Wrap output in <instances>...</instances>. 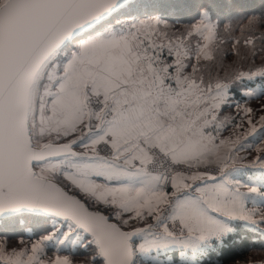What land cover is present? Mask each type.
<instances>
[{
	"label": "snow or ice",
	"instance_id": "snow-or-ice-1",
	"mask_svg": "<svg viewBox=\"0 0 264 264\" xmlns=\"http://www.w3.org/2000/svg\"><path fill=\"white\" fill-rule=\"evenodd\" d=\"M161 4L0 0V264H227L264 243V9L224 48L206 8L180 25Z\"/></svg>",
	"mask_w": 264,
	"mask_h": 264
},
{
	"label": "trees",
	"instance_id": "trees-1",
	"mask_svg": "<svg viewBox=\"0 0 264 264\" xmlns=\"http://www.w3.org/2000/svg\"><path fill=\"white\" fill-rule=\"evenodd\" d=\"M162 3L157 10L158 14L164 15L170 23L180 25H187L194 19H198V12L202 8H206L212 17L219 21L221 28V38L225 39L224 48L230 45L227 42V35L222 31L223 25L230 20H235L242 14L258 13L264 9V0H159ZM171 5H174L173 8ZM260 83V79L256 78L254 81H245L242 85H238L234 92L236 100L243 103L247 97L242 93L249 88L255 89ZM253 105L261 103L259 100H250ZM232 109H226L230 111ZM31 227V222H26L19 226L14 233L9 234L8 239H16L20 236L28 238L26 230ZM246 234L241 232V236ZM51 254V253H50ZM232 259L227 261V264H264V243L251 235H247L246 239L238 242L234 248L228 253ZM85 257L81 254L75 256V260L80 262Z\"/></svg>",
	"mask_w": 264,
	"mask_h": 264
},
{
	"label": "rangeland",
	"instance_id": "rangeland-1",
	"mask_svg": "<svg viewBox=\"0 0 264 264\" xmlns=\"http://www.w3.org/2000/svg\"><path fill=\"white\" fill-rule=\"evenodd\" d=\"M232 110H230V111H228V112H231ZM241 155H244V153H241ZM25 238V237H24ZM17 239L18 238H16V239H9V242L11 243V244H15L16 243V241H17ZM26 240L28 239V238H25ZM78 264H79V262H78Z\"/></svg>",
	"mask_w": 264,
	"mask_h": 264
}]
</instances>
